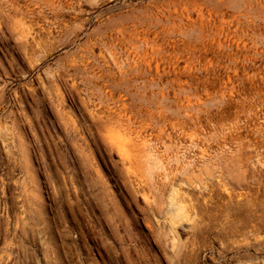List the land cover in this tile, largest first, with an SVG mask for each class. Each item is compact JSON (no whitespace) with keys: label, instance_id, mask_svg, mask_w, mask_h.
<instances>
[{"label":"rangeland","instance_id":"obj_1","mask_svg":"<svg viewBox=\"0 0 264 264\" xmlns=\"http://www.w3.org/2000/svg\"><path fill=\"white\" fill-rule=\"evenodd\" d=\"M0 264H264V0H0Z\"/></svg>","mask_w":264,"mask_h":264},{"label":"bare ground","instance_id":"obj_2","mask_svg":"<svg viewBox=\"0 0 264 264\" xmlns=\"http://www.w3.org/2000/svg\"><path fill=\"white\" fill-rule=\"evenodd\" d=\"M90 1V0H89ZM92 2H94V1H92ZM96 2V1H95ZM103 3V2H102ZM93 4V3H92ZM94 4H97V3H94ZM96 10V9H95ZM175 197V196H174ZM168 210L169 211H174L173 212V214L174 213H178L179 212V205L178 204H176L175 202H174V200L172 199L171 200V203H170V205H169V208H168ZM175 211H177V212H175ZM179 216H182V225H184V227H183V229L184 230H191L192 228H193V219L192 218H190L187 214H183V215H179ZM171 218V217H170ZM180 219V218H179ZM176 221V220H175ZM174 221V222H175ZM177 223V222H176ZM176 223H170L169 225H170V229L171 230H175L176 229V225H178V224H176ZM176 224V225H175Z\"/></svg>","mask_w":264,"mask_h":264}]
</instances>
